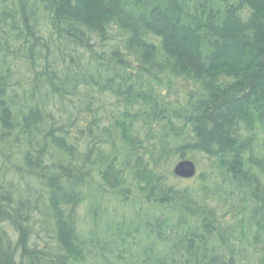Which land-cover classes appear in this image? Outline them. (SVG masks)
I'll return each instance as SVG.
<instances>
[{"label":"trees","instance_id":"trees-1","mask_svg":"<svg viewBox=\"0 0 264 264\" xmlns=\"http://www.w3.org/2000/svg\"><path fill=\"white\" fill-rule=\"evenodd\" d=\"M0 264H264V0H0Z\"/></svg>","mask_w":264,"mask_h":264},{"label":"water","instance_id":"water-1","mask_svg":"<svg viewBox=\"0 0 264 264\" xmlns=\"http://www.w3.org/2000/svg\"><path fill=\"white\" fill-rule=\"evenodd\" d=\"M173 173L180 178L188 179L195 175L196 166L190 160H182L174 166Z\"/></svg>","mask_w":264,"mask_h":264},{"label":"rangeland","instance_id":"rangeland-1","mask_svg":"<svg viewBox=\"0 0 264 264\" xmlns=\"http://www.w3.org/2000/svg\"><path fill=\"white\" fill-rule=\"evenodd\" d=\"M174 90V89H173ZM174 92H176V94H179V92L178 91H175L174 90ZM180 183V185H185V184H188L189 182H190V180L189 179H181V181H179Z\"/></svg>","mask_w":264,"mask_h":264},{"label":"bare ground","instance_id":"bare-ground-1","mask_svg":"<svg viewBox=\"0 0 264 264\" xmlns=\"http://www.w3.org/2000/svg\"><path fill=\"white\" fill-rule=\"evenodd\" d=\"M180 178V177H179ZM181 179H185V178H181ZM189 179V178H188Z\"/></svg>","mask_w":264,"mask_h":264}]
</instances>
